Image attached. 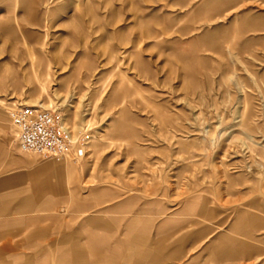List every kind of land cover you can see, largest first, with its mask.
Instances as JSON below:
<instances>
[{"label": "rangeland", "instance_id": "rangeland-1", "mask_svg": "<svg viewBox=\"0 0 264 264\" xmlns=\"http://www.w3.org/2000/svg\"><path fill=\"white\" fill-rule=\"evenodd\" d=\"M29 100L82 156L19 148ZM0 114V180L22 191L0 222L37 217L46 244L100 218L139 264H264V0H0ZM239 212L246 262L217 261Z\"/></svg>", "mask_w": 264, "mask_h": 264}, {"label": "crops", "instance_id": "crops-1", "mask_svg": "<svg viewBox=\"0 0 264 264\" xmlns=\"http://www.w3.org/2000/svg\"><path fill=\"white\" fill-rule=\"evenodd\" d=\"M1 119L0 114V121ZM0 127L2 128L1 125ZM0 193L7 198L10 196H20L22 191L18 178L15 176L0 180ZM130 201L131 200H126V203ZM134 215L135 211H132V216ZM247 215L249 216V219H247L251 222V225L256 224L255 219H257V217L253 214ZM252 218H254V220ZM241 219H246L245 212H239L237 214L235 221L231 226V235L221 234L215 241L209 242L205 246V249H209L211 251L215 260H246V254L243 250V246H241L235 238H239L238 236L245 234V232H241L238 229L240 223L242 222H240ZM130 220L131 226L134 229L135 219L132 218ZM38 221L39 218L37 217L18 216L14 220H3L0 222V263L139 264V261L144 260L145 256H142L138 250L137 252L139 254L136 253L135 256V232L132 231L133 234L127 237V240L122 239V237L118 239L115 232L112 230V234L109 236V234H107L108 223L103 219H81L80 226L77 229L63 233L61 236H57L46 244L41 243V237L44 235L45 229L38 227ZM11 227H18L21 230L18 235H21L22 237L16 242V244H12L11 241L6 238V235L9 234ZM28 227L36 228L35 231L32 232L33 235L31 234L29 236V232L24 230V228ZM14 235L16 236L17 234ZM109 237H111V239H109ZM81 239H83V241H81ZM125 241L128 244L126 248L128 249V252H125V246H122ZM19 245L26 248L28 252L18 254L16 252V248ZM242 263L243 262L239 264Z\"/></svg>", "mask_w": 264, "mask_h": 264}, {"label": "built area", "instance_id": "built-area-1", "mask_svg": "<svg viewBox=\"0 0 264 264\" xmlns=\"http://www.w3.org/2000/svg\"><path fill=\"white\" fill-rule=\"evenodd\" d=\"M9 114L22 151L49 157H60L74 151L75 155L82 156L83 151L76 148L73 135L60 124L53 111L18 105Z\"/></svg>", "mask_w": 264, "mask_h": 264}, {"label": "bare ground", "instance_id": "bare-ground-1", "mask_svg": "<svg viewBox=\"0 0 264 264\" xmlns=\"http://www.w3.org/2000/svg\"><path fill=\"white\" fill-rule=\"evenodd\" d=\"M35 95V94H34ZM25 103L26 104H29V105H26V104H22L23 106H34V107H38V108H41V106H43V104H38L39 103V101H25ZM21 105V106H22ZM41 109H44V108H41ZM60 124L64 127V128H67L69 131H70V129L65 125V122H64V120L63 119H61L60 120ZM17 131V130H16ZM71 132V131H70ZM17 133V132H16ZM72 134V133H71ZM73 135V134H72ZM73 139H74V141H77L76 139V137H74L73 136ZM17 145H18V140H17ZM19 146V145H18ZM253 217V216H252ZM253 220H254V218H252ZM257 219H255V221H256ZM253 223H255V222H253ZM252 223V224H253Z\"/></svg>", "mask_w": 264, "mask_h": 264}]
</instances>
